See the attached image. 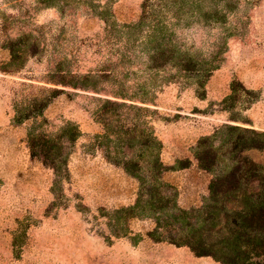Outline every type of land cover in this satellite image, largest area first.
Segmentation results:
<instances>
[{"label": "rangeland", "instance_id": "obj_1", "mask_svg": "<svg viewBox=\"0 0 264 264\" xmlns=\"http://www.w3.org/2000/svg\"><path fill=\"white\" fill-rule=\"evenodd\" d=\"M263 172L264 0H0V264L264 263Z\"/></svg>", "mask_w": 264, "mask_h": 264}, {"label": "trees", "instance_id": "obj_2", "mask_svg": "<svg viewBox=\"0 0 264 264\" xmlns=\"http://www.w3.org/2000/svg\"><path fill=\"white\" fill-rule=\"evenodd\" d=\"M264 173V172H263ZM264 179V174H263ZM263 190L260 194L256 193L251 195L249 198L250 203L248 204V215L246 216L252 225V230L249 233V241L253 245V249H261L264 251V180L262 182ZM254 227V228H253ZM256 227L259 230H256ZM241 235L237 234L235 236H230L228 241V247H233L235 255L242 249ZM256 256H252V260H249L247 264H264L262 261L257 260L256 257L260 256L257 252ZM264 253V252H263ZM234 261H237L236 257L233 256Z\"/></svg>", "mask_w": 264, "mask_h": 264}]
</instances>
